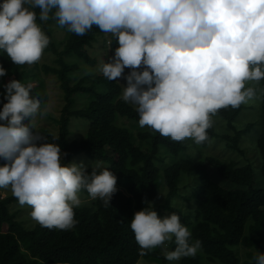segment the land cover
<instances>
[{
	"label": "clouds",
	"instance_id": "clouds-1",
	"mask_svg": "<svg viewBox=\"0 0 264 264\" xmlns=\"http://www.w3.org/2000/svg\"><path fill=\"white\" fill-rule=\"evenodd\" d=\"M50 19L78 36L96 26L115 38L114 54L95 71L109 81L126 80L121 99L134 107L139 126L172 141H207L212 117L251 101L256 89L249 82L264 81V0H0V53L17 66L39 62L50 37L38 20ZM2 87L0 189H10L48 229L76 225L82 191L111 206L113 172L99 162L90 172L83 162L65 163L59 144L41 142L46 137L33 132L42 113L31 85L11 79ZM143 203L130 220L138 254L159 247L169 262L194 257L201 241L191 239L180 216L161 218L152 201ZM255 260L264 264V253Z\"/></svg>",
	"mask_w": 264,
	"mask_h": 264
},
{
	"label": "trees",
	"instance_id": "trees-1",
	"mask_svg": "<svg viewBox=\"0 0 264 264\" xmlns=\"http://www.w3.org/2000/svg\"><path fill=\"white\" fill-rule=\"evenodd\" d=\"M35 11L39 13V9ZM38 23L50 37L46 50L53 53L58 65L37 62L17 66L0 53V65L7 70V75L0 77V93L11 79L20 80L31 85L30 94L41 100L42 110L48 100L44 75L56 76L64 93L61 114L52 118L58 134L49 129H45L49 135L43 133L48 138L59 137L65 163L81 156L82 161L91 162L88 172L93 162L112 171L117 177V192L111 206L96 199L75 209L77 223L65 231L38 223L27 226L19 220V211L11 208L18 200L13 195L2 197L0 189V264L172 263L159 247L145 256L138 254L130 220L146 206L145 200L155 203L158 215L165 210L177 213L192 233L191 239L201 241L194 257H183L177 264H256L257 252L264 253V81L259 82L261 95L254 87L256 96L251 101L236 109H221L212 117L207 141L199 145L190 139L172 141L139 126L134 107L121 99L123 89L118 79L109 81L101 73H88L76 81L74 73L81 65L69 63L65 57L75 55L96 65L99 58L91 55V48L101 40L107 47L110 38V58L118 46L115 38L96 26L78 36L52 19ZM51 24L61 28L62 40ZM78 94L90 98L82 108L75 107ZM3 103L6 101L0 95V109ZM76 120L85 129L82 137L84 132L74 135ZM212 140L224 142V148L236 156L202 155ZM251 149L260 156L259 165L246 155ZM210 168L228 185L216 181ZM256 170H260L259 182ZM164 190L165 201L157 204ZM82 193L89 197L86 191ZM242 247L245 256L241 255ZM167 248L174 250L175 245L169 243Z\"/></svg>",
	"mask_w": 264,
	"mask_h": 264
},
{
	"label": "rangeland",
	"instance_id": "rangeland-1",
	"mask_svg": "<svg viewBox=\"0 0 264 264\" xmlns=\"http://www.w3.org/2000/svg\"><path fill=\"white\" fill-rule=\"evenodd\" d=\"M51 26L53 27L54 31L56 32V37L58 38V40H62L64 38V34H63L61 28H59L55 24H51ZM109 41H110V38H108V42H107L108 48L106 47V44L103 43L102 40L99 42H96L94 44V47L91 48V50H90L91 55L94 57L97 56L99 58V61L96 65H92V64L86 62L83 58H78L75 55H68L65 57L67 62H69V63L78 62V64L81 65L80 69H78L74 73V77H75L76 81L88 73H94L96 75L99 74V72H96L95 69L98 67L101 60H104L105 62H108V60H109V49L111 47V44ZM54 59H55V56L53 55V53L51 51H47L45 49L43 56L39 62L41 64L46 63V64H50V65H53V64L58 65ZM129 71L130 70L128 68H126L125 69V75H127ZM44 77H45V83H46L45 88H46V92L48 93V100H47V103H45V107L41 110L42 114H38L37 117L35 118V121H34L35 129L34 130H35V132L39 131L42 136L46 137V135H49V133H48V131H45V129H49L52 132V134H54V135L58 134V126L54 123L52 118L59 117V115L61 114V110H62V106H63V102H64V93L60 89V86L58 85V81L56 79V76H54L53 74H45ZM117 79L121 83L122 86H126V83H127L126 80H124L123 78H117ZM249 84L252 87H258V89H259L258 94L261 95L260 83L249 82ZM89 99H90L89 95H87V94H78L76 96L75 107L76 108H82V107L86 106L89 102ZM24 122L27 123L28 121L26 120ZM80 123H81L80 120L74 121V125H73L72 129L74 131V135H76L75 137H78L79 134H81L85 131V129L83 127H81ZM219 128H221V127H217V130ZM219 130H221V129H219ZM84 134H85V132L79 137H82ZM214 141L215 140H212V142L209 144V146L207 148H205L206 150L203 151L202 155L212 153L216 156L224 158V156H226V154H232V155L236 154V153H233L231 150L226 149V147L224 148V145H225L224 142H218V141L214 142ZM41 142H49V143L58 144L56 139L48 138V136L46 137V140L41 141ZM249 144L250 143H248L247 145H249ZM238 155H240V154L237 153V156ZM246 155L248 157H250L252 159L253 163H255L256 165H259L258 161L261 162L260 156L259 157L257 156V153L254 149L248 150L246 152ZM258 155H259V152H258ZM80 157L81 156L75 158L72 162H75L77 164H80L81 162H83L84 165H86V166H89L91 164L89 159H87L86 161H82V159H80ZM2 164H3V160H0V165H2ZM256 168L258 169L260 167H256ZM210 173H211V176L216 181H218L224 185H228L223 181L222 178H220V176L212 168H210ZM256 176H257L258 182L261 181L260 170H256ZM166 193H167V191L164 190L162 195H161L162 196L161 200L159 202H157V204L164 203ZM1 194H2V197L12 195L10 189H1ZM80 197L82 200L81 205H86L92 201L91 198L85 196L82 192L80 194ZM153 204H155V203H153ZM11 208L13 211H15V210L19 211V215H18L19 220L24 221L27 226L30 227V226H33L37 223L29 215V213L31 211V208L29 206H27V205L20 206L18 202H15L11 205ZM170 214L171 213L169 211L165 210V212H163V214H161L159 216L161 218H163L164 216L170 215ZM245 252H246L245 248L242 247L241 248V255L245 256ZM138 264H158V263L148 262L146 260H140ZM168 264H177V261L176 262L173 261L172 263H168Z\"/></svg>",
	"mask_w": 264,
	"mask_h": 264
}]
</instances>
